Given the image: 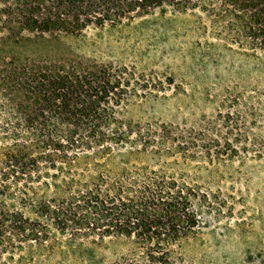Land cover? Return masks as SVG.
<instances>
[{"label":"rangeland","instance_id":"rangeland-1","mask_svg":"<svg viewBox=\"0 0 264 264\" xmlns=\"http://www.w3.org/2000/svg\"><path fill=\"white\" fill-rule=\"evenodd\" d=\"M7 33L0 21V77L13 65L48 63L108 66L127 83L119 112L149 145L107 162L179 177L197 191L199 226L174 254L190 264H264V50L239 46L214 15L190 6L132 12L75 34L23 30L18 41ZM6 117L0 109V167L11 141ZM19 197L0 187V203L35 217ZM126 249L85 238L20 264H112ZM18 255L1 259L18 264Z\"/></svg>","mask_w":264,"mask_h":264},{"label":"trees","instance_id":"trees-1","mask_svg":"<svg viewBox=\"0 0 264 264\" xmlns=\"http://www.w3.org/2000/svg\"><path fill=\"white\" fill-rule=\"evenodd\" d=\"M164 5L200 7L239 46L264 50V0H0V21L6 36L20 41L23 30L75 34ZM115 75L108 66L44 63L13 65L0 77L11 140L0 187L17 188L35 216L0 203V264H7L3 253H19L18 264L35 262L85 238L126 246L112 264H190L174 251L199 226L194 187L153 169H127L121 159L107 162L121 149L149 145L147 133L119 112L127 83Z\"/></svg>","mask_w":264,"mask_h":264}]
</instances>
